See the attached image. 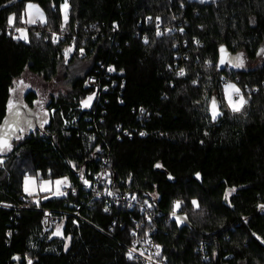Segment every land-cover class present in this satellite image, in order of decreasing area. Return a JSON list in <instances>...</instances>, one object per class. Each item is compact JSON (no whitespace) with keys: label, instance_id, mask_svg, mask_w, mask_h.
<instances>
[{"label":"trees","instance_id":"16d2710c","mask_svg":"<svg viewBox=\"0 0 264 264\" xmlns=\"http://www.w3.org/2000/svg\"><path fill=\"white\" fill-rule=\"evenodd\" d=\"M31 2L45 11L49 23L34 26L30 44H24L12 40L6 27L9 13L23 10L24 3L0 0L5 6L0 7V123L7 115L9 88L25 73L50 85L62 79L68 92L52 96L47 105L63 115H51L44 129L28 132L0 166V201L11 204L25 194L22 173L29 168L45 174L51 168L52 178L68 175L77 191L59 200L41 197L45 209L64 211L47 233L40 226V211L26 207L15 215L0 209V264H28V259L33 264H149L125 257L136 236L144 239L143 231L154 232L147 238L162 246L165 264H264V245L253 236L264 238V212L257 209L264 203V58L256 54L264 47V0H68L70 27L63 33V0ZM157 16L161 32L173 30L157 37ZM50 29L61 37L59 45L52 44ZM71 37L85 55L77 52L65 66L62 51L73 43ZM220 44L231 55L245 54V69L225 68L221 75L251 99L246 116L225 109L212 124L204 96L222 97V85L215 69L203 61L215 63ZM108 65L116 71L108 73ZM181 67L186 77L172 70ZM91 77L98 83V89L91 88L98 96L93 108L82 111L79 101L89 94L84 81ZM36 97L25 92L28 108L22 107V114L34 111ZM141 131L146 135L140 136ZM70 160L83 170L91 188L82 186ZM156 163L163 168H155ZM100 172L111 173L113 183L104 178L97 187ZM197 172L201 182L194 179ZM168 174L175 180L169 181ZM230 187L237 189L230 197L233 207L223 199ZM106 188L154 204L149 208L154 223L149 225L147 213L136 207L113 204ZM93 189L102 196H94ZM157 192L160 199L153 200L149 194ZM178 198L185 202L179 215H187L190 227L179 229L168 219L171 202ZM194 198L200 210L192 209ZM61 223L72 237L67 250L64 239H48Z\"/></svg>","mask_w":264,"mask_h":264},{"label":"snow or ice","instance_id":"6c2138e0","mask_svg":"<svg viewBox=\"0 0 264 264\" xmlns=\"http://www.w3.org/2000/svg\"><path fill=\"white\" fill-rule=\"evenodd\" d=\"M22 3H24L23 10H17L15 12H10L9 15L6 18V27L8 30V35L11 37L12 40L15 41H23L24 44H30L29 39V33L31 29L34 26H47L49 21L45 15V11L40 8L39 5L31 2V0H27V2H24V0H21ZM200 3H205L206 0H199ZM213 3H216V0H212ZM9 4H15L16 0H8ZM0 7H5L4 5H0ZM181 7H183V4H181ZM53 8H55V5H53ZM59 10L61 13V23H60V32H65L68 27H70L69 24V3L68 0H63V3L60 4ZM153 18L148 17L147 20L151 21ZM175 19V17H173ZM156 20V33L155 35L157 37H160L163 34H166L169 31H172L173 29H165L164 32H161L160 30V20L161 18L157 16L155 18ZM250 23L255 24L254 20H250ZM117 25H113V28L115 29ZM50 31H52L50 29ZM181 33H183V28L179 29ZM37 38H40V33H35ZM73 43L69 44L67 47H65L62 51L63 55V65L67 66L70 63V57L74 56L77 52L79 56L83 57L85 55V48L81 46L80 42L76 39V37L70 38ZM52 44L59 45L62 42V39L55 31H52ZM143 42L145 44L149 43L148 36L144 37ZM194 42L199 45V41L195 40ZM175 47V45H173ZM218 57L213 63L212 60L206 59L203 61L204 65L207 66V68H214L217 75L219 76L220 83L222 85V97L214 95L210 99L205 94L204 99L207 101V108L206 112L208 116L210 117V123L215 124L219 118L225 115V109L230 112L233 115H247V113L244 111L245 108L248 106L249 101L251 99L250 96H246L243 90L238 87L236 82H233L230 77L226 75H221L223 72V69H233V70H242L246 68V59L245 54L243 52L238 53L236 55H231L228 52L227 47L224 44H220L218 49ZM257 56L264 58V47H261L257 51ZM176 71L177 77H186V69L184 67L179 68L178 70L172 69ZM106 71L108 73H113L116 71V68L113 65H108ZM121 73H123V69L119 70ZM96 81L94 79H89L84 81V86L88 90L89 94L79 101V107L81 110L91 109L93 108V102L97 99L98 93L96 91H93L90 87V85L95 86ZM191 83L195 86L197 85L198 81L197 79H193ZM15 87L9 88V99L6 103V113L5 119L2 123H0V166H4L6 163V157L9 153H13L18 147L21 142L24 141L25 135L28 132L33 131L34 129V123L33 118L35 119L36 123L38 124L40 129H44L46 125L50 122V116L51 115H57L62 116V113H57L55 109L52 108H45V104L48 102L49 97L43 96L40 100H36L33 103L38 105L37 111H31L28 110L27 114L24 115L21 112V108H28V105L23 103V99H13L12 97L16 94H18L20 97H23L24 90L29 89L31 86L28 84H25L23 81H20L19 84L17 82H13ZM120 87H124L123 84L119 85ZM104 91H107L108 89L105 87L103 89ZM252 91H256V89H252ZM37 95H39V92H37ZM123 103V101H120ZM195 103L199 104L200 101H196ZM141 113L143 114L144 109H140ZM68 121L65 120V124H67ZM140 136H145L146 133L141 131L139 133ZM205 135H208L206 132ZM89 139H94L93 137H89ZM203 143V141L201 142ZM101 149L97 146L96 151L99 152ZM18 154V153H17ZM68 163L72 166L73 171H79L80 172V179L82 181V186L84 188H91L92 184L89 179L85 178L83 174L82 169H78L77 165L73 163V161H68ZM155 168L160 169L163 168V165L160 163H156L154 165ZM23 175V192L27 197L33 198L32 203L36 205L37 208L41 207V197L43 200H49V199H61L66 196H68L70 193L72 195L76 194L77 189L72 185L70 178L68 175H62L58 176L56 178H52V170L49 168L47 170V174H45L40 169H32L29 168L27 171L22 173ZM47 176V178H46ZM103 178H107L108 184L110 185L113 183L111 178V173L105 172L103 174ZM131 178V177H130ZM195 178L197 181L202 180V174L200 172L195 173ZM167 179L169 181L175 180V177L171 174H168ZM95 191V189H93ZM237 189L235 187H230L225 190L223 194V199L228 203V207H233L232 200H230V197L233 193H235ZM95 194L97 197L101 196L102 193L99 191H95ZM105 195L109 197H113L116 195V192L111 190L110 188L105 189ZM149 195L152 196L153 200H159L160 196L159 193H150ZM137 197L135 195L132 196V200H136ZM143 203L147 205V208H154V204L149 203L148 200H144ZM184 200L182 199H175L171 202V208L169 212L168 219H172L175 221V226L180 227L182 224L187 222V215H179V212L182 211V205L184 204ZM191 205L193 210H200L201 204L197 199L191 200ZM127 207H132L131 203L127 204ZM257 209L260 212H264V203H260L257 205ZM105 212H109L110 209L108 207H105L103 209ZM143 210V209H142ZM43 215L45 217L50 216L51 214L47 211L43 212ZM144 219H146L151 225L154 223L152 219L151 214H147ZM247 219L245 218V223H247ZM73 224H77V221H72ZM137 228H140V225H136ZM151 230V229H150ZM141 231L143 229L141 228ZM132 236H136V231L131 232ZM143 243L148 244L151 247L155 249L154 253H149L147 256H145V253L143 251L139 252L140 257H144L149 264H163V261L166 259V257L162 256V246L160 244L154 243V241L147 239L149 236L148 231H143ZM253 236H255L256 240L260 242V244L264 245V238H262L259 235H256V233H253ZM52 237H59L61 239L65 240V250L68 249V243L67 241H70L72 237L65 235V227L64 225L58 224L55 228V230L51 233V235L48 237V239H51ZM137 243H140V241H134L133 246L129 248V250L125 253V257L128 261H132L134 257V253H136L137 249L135 245ZM35 247V245H33ZM215 255V253H213ZM159 258V259H156ZM13 259H19V257H13ZM207 259V257H205ZM28 264H33L31 259H28Z\"/></svg>","mask_w":264,"mask_h":264},{"label":"built area","instance_id":"2783aa9c","mask_svg":"<svg viewBox=\"0 0 264 264\" xmlns=\"http://www.w3.org/2000/svg\"><path fill=\"white\" fill-rule=\"evenodd\" d=\"M89 79H94L96 81V79L93 78V77H91ZM90 87L93 88V89H98V83H96L95 86L90 85ZM82 111H84V110H82ZM105 163L108 164V161L106 160ZM103 174H104V172H100V174L97 175V177H96V182H97L96 186L97 187L99 185L102 186L103 183H104V180H103L104 178L102 179ZM94 196H96L95 193H94ZM18 197H19L18 200L15 201V202H12L11 204L4 203V202L0 201V209L12 210L15 215H19L20 211L22 209L26 208V207H30L31 209L34 208L37 211H40L42 213V218L40 219V226L42 228L43 233H45V232L47 233V232L51 231L52 228L54 227V225H56L57 222L61 219L60 214L61 213H64L63 210H60V211H56V210L55 211H52V210H49L48 208L45 209L42 206L40 208H37L36 205L34 203H32V198L27 197L25 194H22V195H20ZM110 199L113 201V204H115V205L116 204L127 205L128 203H131L132 207H136L137 210L140 211L142 214H143V212H145L147 214H150V211H149V208H147V205H145L143 202H141L140 199H138V198L136 200H132V197H130L126 193H117L115 196L110 197ZM29 203H31V204L29 205ZM45 211L49 212L51 215L48 216V217H45L43 215V212H45ZM75 215H76V217H79L78 214H75ZM141 227L142 226L140 225V228ZM140 228H137L136 227V230L138 231V229H140ZM149 233H154V232L153 231H150ZM5 235H6V238L11 237V231L10 230H7L5 232ZM149 240H151V239H149ZM135 241H140V243H137L135 245L137 251H136V253H134V257L135 258H138V259H142L146 263H149L144 257H140L139 256V252L140 251H143L145 253V256H147L149 253H154V250L155 249L153 247H151L150 245H148V244H144L143 243V239H140L138 236H136ZM128 250H129V248H128ZM163 264H165V263L163 262Z\"/></svg>","mask_w":264,"mask_h":264},{"label":"rangeland","instance_id":"374dc122","mask_svg":"<svg viewBox=\"0 0 264 264\" xmlns=\"http://www.w3.org/2000/svg\"><path fill=\"white\" fill-rule=\"evenodd\" d=\"M193 1H199V0H193ZM209 1H212V0H206V2H209ZM20 81H23L25 84H28L31 86L29 89L24 90V95H25L26 91H33L37 96L36 97L37 100H40L45 95L48 96L49 100H50L52 96H55V97L57 95L65 96V95H67V92H68L62 79L61 80L58 79V82H55V84L50 85V84L44 83V81H42V79H40L39 77H36L35 75L25 73L22 77H20L15 82H17V84H19ZM15 86L16 85H13V87H15ZM37 92H39V95H37ZM24 95H23V97H24ZM23 97H20L18 94L13 96L14 99H23ZM49 100L45 104L46 109L48 108L47 105L49 104ZM37 110H38V105L35 104L34 111H37ZM36 127H39V126H38V124H35V122H34V129ZM21 190L23 192V180H22Z\"/></svg>","mask_w":264,"mask_h":264},{"label":"water","instance_id":"95a60500","mask_svg":"<svg viewBox=\"0 0 264 264\" xmlns=\"http://www.w3.org/2000/svg\"><path fill=\"white\" fill-rule=\"evenodd\" d=\"M194 179H196V178H195V175H194ZM198 182H201V180H199ZM181 216H183V215H181ZM171 221H173V223H175L174 220L171 219ZM185 226L190 227V224L188 223V221H187L186 223L182 224V225H181L180 227H178V228L181 229V228H183V227H185Z\"/></svg>","mask_w":264,"mask_h":264},{"label":"flooded vegetation","instance_id":"af4514ba","mask_svg":"<svg viewBox=\"0 0 264 264\" xmlns=\"http://www.w3.org/2000/svg\"><path fill=\"white\" fill-rule=\"evenodd\" d=\"M33 122H35V124H37L34 118H33Z\"/></svg>","mask_w":264,"mask_h":264}]
</instances>
